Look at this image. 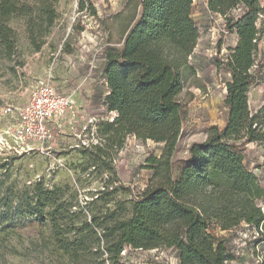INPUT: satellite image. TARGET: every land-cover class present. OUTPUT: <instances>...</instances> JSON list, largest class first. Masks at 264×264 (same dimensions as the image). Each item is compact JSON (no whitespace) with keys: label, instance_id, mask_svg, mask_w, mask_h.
Returning a JSON list of instances; mask_svg holds the SVG:
<instances>
[{"label":"trees","instance_id":"trees-1","mask_svg":"<svg viewBox=\"0 0 264 264\" xmlns=\"http://www.w3.org/2000/svg\"><path fill=\"white\" fill-rule=\"evenodd\" d=\"M58 0H0V46L10 57L14 31L2 21L10 17L26 22L29 46L38 53L57 19ZM90 0H80L79 12L95 16ZM260 0H207V9L225 20V29L237 37L225 58L215 60L224 69L225 126H212L206 139L192 144L185 163L174 170V157L183 128L181 101L184 76L192 70L190 58L197 30L193 0H129L133 15L120 47L105 48L104 77L107 94L103 106L116 117L99 125V145L81 150L87 168L109 172L96 198L79 206L70 187H44L42 181L17 193L7 186L13 158L0 161V229L30 219L49 227L57 250L73 264L97 259L118 264L123 248L151 251L173 249L179 264H228L234 260L224 241L212 233L242 224L264 227V212L257 202L264 188L244 165L242 146L264 139L257 116L249 110L247 93L258 81L256 20L263 16ZM240 9L242 15H232ZM162 144L158 158L149 156L151 172L138 194L118 184L111 156L127 137ZM16 202V203H15Z\"/></svg>","mask_w":264,"mask_h":264},{"label":"rangeland","instance_id":"rangeland-1","mask_svg":"<svg viewBox=\"0 0 264 264\" xmlns=\"http://www.w3.org/2000/svg\"><path fill=\"white\" fill-rule=\"evenodd\" d=\"M80 0H58L57 19L46 37V44L35 53L29 46L26 22L22 18L3 20L14 31V49L7 57L0 46V107H19L27 100L37 81L51 74V82L73 102L74 108L63 118V141L66 147L17 154L6 148L0 131V161L13 158L7 186L17 193L24 186L42 181L44 187L67 184L73 202L79 206L95 199L102 191L109 172L99 174L87 168V157L81 150L100 144L99 125L111 122L113 113L103 106L107 94L104 77L105 48L120 47L123 32L133 15L129 0H90L95 16L89 11L79 12ZM264 10V0H260ZM242 15L240 9L232 12ZM192 18L197 30L196 47L190 58L192 70L184 76L181 101L183 128L174 157V170H178L188 157L192 144L206 139L207 130L225 126L227 111L223 101L228 73L218 70L215 60L225 58L235 46L237 37L225 29V20L207 9V0H193ZM258 50L256 69L258 81L247 93L249 110L257 116V125L264 136V14L256 20ZM0 125L6 124L5 118ZM0 126V129H1ZM163 145L152 141L142 142L127 137L122 149L111 156V164L118 184L138 194L147 185L151 172L145 169L149 156L158 158ZM239 153L246 168L264 188V139L242 146ZM16 203V202H15ZM264 212V198L257 202ZM221 238L234 260L228 264H264V227L254 229L245 224L225 232L212 228ZM0 264H73L57 250L49 227L39 228L30 219L20 218L14 225L0 229ZM84 264H99L88 259ZM107 264V263H106ZM118 264H179L175 250L151 251L123 248Z\"/></svg>","mask_w":264,"mask_h":264},{"label":"built area","instance_id":"built-area-1","mask_svg":"<svg viewBox=\"0 0 264 264\" xmlns=\"http://www.w3.org/2000/svg\"><path fill=\"white\" fill-rule=\"evenodd\" d=\"M51 76L39 79L21 106L0 107V119L7 120L0 125L3 146L17 154H46L61 129L57 120L73 111V101L52 84ZM115 117L113 113L112 120Z\"/></svg>","mask_w":264,"mask_h":264},{"label":"crops","instance_id":"crops-1","mask_svg":"<svg viewBox=\"0 0 264 264\" xmlns=\"http://www.w3.org/2000/svg\"><path fill=\"white\" fill-rule=\"evenodd\" d=\"M59 90V89H58ZM59 91H61V90H59ZM62 92V91H61ZM64 93V92H63ZM74 103V102H73ZM73 108H74V106H73ZM67 115H69V114H67ZM66 115V116H67ZM66 116H64V117H66ZM64 117H62V118H60L59 120H57V122H56V125L58 126H61V129H60V131H59V133L57 134V136H56V140H55V142L51 145V147H50V149L51 150H56V147H58V146H61V147H64V145H65V147H66V141H63L64 140V137H62V135H63V128H64V124H63V118Z\"/></svg>","mask_w":264,"mask_h":264}]
</instances>
